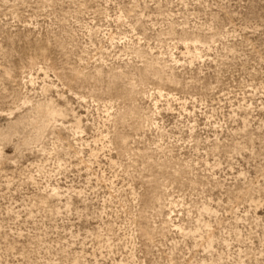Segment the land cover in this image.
I'll return each instance as SVG.
<instances>
[{"label": "rangeland", "instance_id": "obj_1", "mask_svg": "<svg viewBox=\"0 0 264 264\" xmlns=\"http://www.w3.org/2000/svg\"><path fill=\"white\" fill-rule=\"evenodd\" d=\"M0 264H264V0H0Z\"/></svg>", "mask_w": 264, "mask_h": 264}, {"label": "bare ground", "instance_id": "obj_2", "mask_svg": "<svg viewBox=\"0 0 264 264\" xmlns=\"http://www.w3.org/2000/svg\"><path fill=\"white\" fill-rule=\"evenodd\" d=\"M40 114L41 128H43L50 119L55 116L56 110L50 104H40L38 106Z\"/></svg>", "mask_w": 264, "mask_h": 264}]
</instances>
